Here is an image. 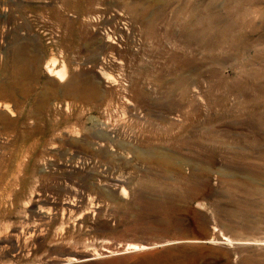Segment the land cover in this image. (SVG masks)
<instances>
[{
    "label": "rangeland",
    "instance_id": "1",
    "mask_svg": "<svg viewBox=\"0 0 264 264\" xmlns=\"http://www.w3.org/2000/svg\"><path fill=\"white\" fill-rule=\"evenodd\" d=\"M49 263L264 264V0H0V264Z\"/></svg>",
    "mask_w": 264,
    "mask_h": 264
},
{
    "label": "bare ground",
    "instance_id": "2",
    "mask_svg": "<svg viewBox=\"0 0 264 264\" xmlns=\"http://www.w3.org/2000/svg\"><path fill=\"white\" fill-rule=\"evenodd\" d=\"M44 69H45L46 73L49 74V75H51V74L54 73L53 70L48 69L46 66H44ZM63 69H64V67L62 66V67L60 68V70H59V72H61L60 77H61V75H62ZM55 74H56V73H55ZM58 77H59V76H58ZM187 87H188V86H187ZM139 247H140V248H141V247L144 248L143 246H139ZM90 256H91V255H85V256L82 257L81 260H89V259H91ZM49 264H54V263H49Z\"/></svg>",
    "mask_w": 264,
    "mask_h": 264
}]
</instances>
